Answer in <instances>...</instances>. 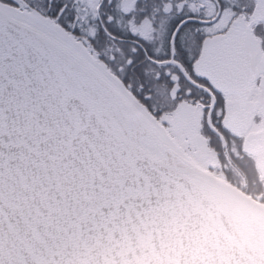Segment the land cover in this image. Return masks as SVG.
<instances>
[{
    "label": "snow or ice",
    "instance_id": "1",
    "mask_svg": "<svg viewBox=\"0 0 264 264\" xmlns=\"http://www.w3.org/2000/svg\"><path fill=\"white\" fill-rule=\"evenodd\" d=\"M0 264H264V0H0Z\"/></svg>",
    "mask_w": 264,
    "mask_h": 264
}]
</instances>
